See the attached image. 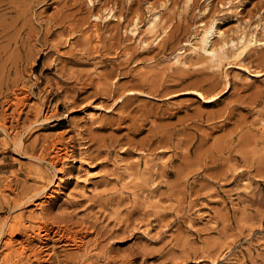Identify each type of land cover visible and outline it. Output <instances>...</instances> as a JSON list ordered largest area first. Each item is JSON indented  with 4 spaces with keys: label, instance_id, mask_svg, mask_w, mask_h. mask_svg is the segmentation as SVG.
Returning <instances> with one entry per match:
<instances>
[{
    "label": "rangeland",
    "instance_id": "obj_1",
    "mask_svg": "<svg viewBox=\"0 0 264 264\" xmlns=\"http://www.w3.org/2000/svg\"><path fill=\"white\" fill-rule=\"evenodd\" d=\"M89 1L0 0V264H264V0Z\"/></svg>",
    "mask_w": 264,
    "mask_h": 264
},
{
    "label": "bare ground",
    "instance_id": "obj_2",
    "mask_svg": "<svg viewBox=\"0 0 264 264\" xmlns=\"http://www.w3.org/2000/svg\"><path fill=\"white\" fill-rule=\"evenodd\" d=\"M75 1L79 2V0H75ZM185 1L187 4L192 2V0H185ZM233 2L239 3V0H229L228 3L233 4ZM89 5H91L93 7L95 5V0H90ZM110 16H114L112 9H109V12L106 15L105 19L109 18ZM94 17H95V19H103V17H101L99 15H94ZM18 20H19V17L16 18L14 20V22H16ZM159 20H160V15L158 14V12H154L152 14V17L150 16V19L148 21V29L150 30V32L157 31V28L159 26V24L157 25V23ZM209 22H210L209 24H206V23L201 24V26L203 28H202L201 32L199 33V37H198L197 41L196 42H189L188 45L191 47V49L194 53L205 54L212 63L219 64L223 59L227 58L228 52H229V46H231L232 49L234 50L233 54L236 57H241L247 53L249 54L254 49V47H256L257 45H264V43L261 40L257 39L254 32L249 33L243 29L236 38H228V36L226 35V32L219 28L218 19H212ZM137 25H138V23L136 20L133 28L130 29V31L132 33L136 32ZM95 31H97V30H95ZM71 32L75 33L76 31L74 29H71ZM216 37L218 39L214 40ZM181 49L182 48H180V50L174 56L176 63L182 62L181 57H182L183 52H181ZM254 74L260 75L262 73H260V71H259L258 73H254ZM226 89H228V86L226 87ZM134 92L135 91H130L129 95L134 94ZM136 92L142 93L144 91H136ZM186 92L188 93L189 91H186ZM193 92L199 93V95L202 97V99L205 100L206 102H212L220 96V95H217L216 97H213V96L207 97L206 95L211 94L212 91L199 92V91L194 90ZM150 94H153V93L150 92ZM126 98L130 99L129 96ZM259 98H262V96L258 95V98H256L254 100V102H259L260 101ZM229 119H231L230 113L223 120L224 125H219V126L216 125L215 127L223 128L225 125H227L226 120H229ZM164 131H165V129H164ZM159 134H160V136H159ZM172 139H173L172 136L168 135L167 133L161 134V130L158 129L156 135H154L153 138L150 139V145H152L155 142L161 143L163 140H166L165 142H162L160 144V146H162L163 144L165 145V144H168V142H172ZM169 148H172V146ZM58 153L59 152H57V155H58ZM56 157H58V156H56ZM44 194H45V192H44ZM44 196H47V195H44ZM4 229H5L4 226L0 227V240H1L2 236L5 234ZM13 233H15V231L12 232L11 234L13 235ZM70 241L73 242L72 245H76L77 247H81L80 240H79L78 236H76V235L71 236ZM37 262H39V260H37ZM38 264H42V263L39 262Z\"/></svg>",
    "mask_w": 264,
    "mask_h": 264
}]
</instances>
